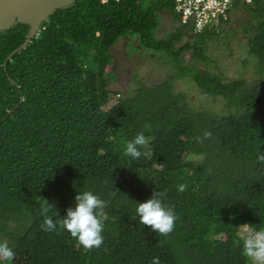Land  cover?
<instances>
[{"label":"trees","instance_id":"16d2710c","mask_svg":"<svg viewBox=\"0 0 264 264\" xmlns=\"http://www.w3.org/2000/svg\"><path fill=\"white\" fill-rule=\"evenodd\" d=\"M235 9L248 37L234 79L209 65L217 47L230 51L236 31L194 33L174 0H75L9 60L29 25L0 31V239L15 252L1 264H250L239 229L264 228V0H236L225 24ZM160 12L174 28L157 39ZM122 38L170 60L162 82L134 76L133 93L110 90L111 50ZM183 81L208 101L177 92ZM141 131L150 140L141 157L124 156ZM205 131L211 137L198 142ZM84 191L106 202L104 244L91 251L65 230L40 227L47 202L59 224ZM154 191L178 216L168 236L135 212Z\"/></svg>","mask_w":264,"mask_h":264},{"label":"clouds","instance_id":"9594fccd","mask_svg":"<svg viewBox=\"0 0 264 264\" xmlns=\"http://www.w3.org/2000/svg\"><path fill=\"white\" fill-rule=\"evenodd\" d=\"M212 133L205 131L202 137H197L198 142L210 138ZM150 140L143 131L138 132L135 137L126 143L123 155L132 159H139L142 149L146 148ZM258 162L264 163V154L257 157ZM177 190L181 193L187 190L186 184L178 185ZM165 192L154 191L152 197L145 202L136 203V215L139 223L149 226L150 230L160 236H168L174 231L175 222L178 219L171 205L164 204ZM75 208L66 210V217L61 218L59 224L48 216L50 209H54L48 202L41 209L44 217L40 225L44 232H55L58 229L67 231L71 238L76 241L78 247L86 251L100 249L104 244L103 217L106 202L94 195L91 191L80 192L75 196ZM239 239L242 241V254L250 261V264H264V228L256 230L253 226L244 224L241 226ZM15 257L14 250L6 241L0 242V260L12 261ZM151 264H160L159 257H154Z\"/></svg>","mask_w":264,"mask_h":264},{"label":"rangeland","instance_id":"374dc122","mask_svg":"<svg viewBox=\"0 0 264 264\" xmlns=\"http://www.w3.org/2000/svg\"><path fill=\"white\" fill-rule=\"evenodd\" d=\"M229 16V23L223 25L220 29L228 30L229 28H233L236 31L235 41L231 43L230 51L226 50L224 46L217 47L221 53L219 54L215 51L211 54L213 63L209 67H213L222 72L226 78L234 79L240 75L241 65H238V60L244 49L243 40L248 35L243 33L240 22L244 16V12L240 9H235ZM173 28L174 25L171 15L166 12L158 13V27L155 32L156 38L161 39L166 37ZM230 53L232 54L231 57L229 56ZM111 54L113 56L111 70L114 72L116 78V81L109 86L112 91L123 92L125 94L133 93L134 88H136V82L141 81L148 85L158 84L165 79L168 72L165 64H169L170 60L162 54H153L144 51L139 47V42L136 38L132 40L119 39L117 44L112 48ZM184 59H189V53L184 55ZM134 76H137L136 82L133 81ZM175 89L177 92L185 91L190 102L198 103L208 101L207 98L201 96L192 87L190 82H176ZM117 97H112L106 109L110 107L111 103ZM218 103L222 106L221 102L218 101ZM241 231L242 227L239 229V233ZM0 242L4 241L0 239Z\"/></svg>","mask_w":264,"mask_h":264},{"label":"water","instance_id":"95a60500","mask_svg":"<svg viewBox=\"0 0 264 264\" xmlns=\"http://www.w3.org/2000/svg\"><path fill=\"white\" fill-rule=\"evenodd\" d=\"M75 0H0V31L10 28L15 22L29 25L24 42L12 51L14 54L25 49L29 42L41 31V25L55 10L71 5ZM5 65V64H3Z\"/></svg>","mask_w":264,"mask_h":264},{"label":"built area","instance_id":"2783aa9c","mask_svg":"<svg viewBox=\"0 0 264 264\" xmlns=\"http://www.w3.org/2000/svg\"><path fill=\"white\" fill-rule=\"evenodd\" d=\"M111 0H100L107 3ZM119 2L121 0H112ZM236 0H174V12L178 15L181 25L189 26L194 33L206 28L220 29L228 18ZM251 0H245L249 3Z\"/></svg>","mask_w":264,"mask_h":264}]
</instances>
